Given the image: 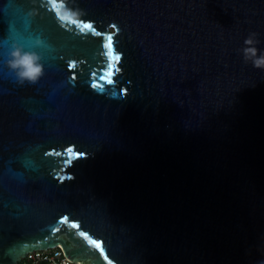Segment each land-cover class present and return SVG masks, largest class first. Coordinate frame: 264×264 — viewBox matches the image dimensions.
<instances>
[{
	"label": "water",
	"instance_id": "obj_1",
	"mask_svg": "<svg viewBox=\"0 0 264 264\" xmlns=\"http://www.w3.org/2000/svg\"><path fill=\"white\" fill-rule=\"evenodd\" d=\"M259 57L264 0H0V264H264Z\"/></svg>",
	"mask_w": 264,
	"mask_h": 264
},
{
	"label": "clouds",
	"instance_id": "obj_2",
	"mask_svg": "<svg viewBox=\"0 0 264 264\" xmlns=\"http://www.w3.org/2000/svg\"><path fill=\"white\" fill-rule=\"evenodd\" d=\"M245 44H252V40L250 38L246 39ZM245 51L250 52L253 55L255 54L254 48H246ZM12 55L14 58L20 57L19 52H13ZM11 66L13 68L24 66L26 70L20 73V76L22 79L27 80L28 82L34 83L43 73L42 65L36 62L35 57L29 56L27 54L21 57L19 60L14 59ZM253 66L258 68H264V57H259L256 61H253Z\"/></svg>",
	"mask_w": 264,
	"mask_h": 264
},
{
	"label": "built area",
	"instance_id": "obj_3",
	"mask_svg": "<svg viewBox=\"0 0 264 264\" xmlns=\"http://www.w3.org/2000/svg\"><path fill=\"white\" fill-rule=\"evenodd\" d=\"M42 262L47 264H82L67 258L60 245L29 251L21 257L19 264H40Z\"/></svg>",
	"mask_w": 264,
	"mask_h": 264
},
{
	"label": "snow or ice",
	"instance_id": "obj_4",
	"mask_svg": "<svg viewBox=\"0 0 264 264\" xmlns=\"http://www.w3.org/2000/svg\"><path fill=\"white\" fill-rule=\"evenodd\" d=\"M84 28H92V25H91V24H87V23H85V24H84ZM105 47L108 49V52H107L108 56H112V53H113V37H112V36H109V37H108V42H107V44L105 45ZM12 51H15V49L12 48V50H11L8 54L10 55ZM115 59H116V60H119L120 57H119V56H116ZM73 67H74V66H73ZM109 67H111V65H110ZM108 74H109V76L112 75L111 72H109ZM93 75H96V74H93ZM108 83H109V84H112L113 81L109 80ZM93 87H95V85H93ZM69 151H71V150H69ZM56 155L59 156L60 153L57 152ZM65 163H68V161H65Z\"/></svg>",
	"mask_w": 264,
	"mask_h": 264
},
{
	"label": "trees",
	"instance_id": "obj_5",
	"mask_svg": "<svg viewBox=\"0 0 264 264\" xmlns=\"http://www.w3.org/2000/svg\"><path fill=\"white\" fill-rule=\"evenodd\" d=\"M40 264H47V263H45V262H42V263H40Z\"/></svg>",
	"mask_w": 264,
	"mask_h": 264
}]
</instances>
